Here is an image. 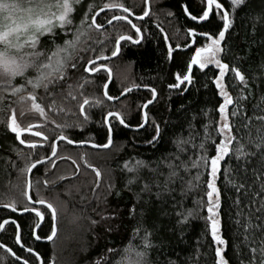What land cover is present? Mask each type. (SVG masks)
Returning a JSON list of instances; mask_svg holds the SVG:
<instances>
[{
  "label": "trees",
  "instance_id": "trees-1",
  "mask_svg": "<svg viewBox=\"0 0 264 264\" xmlns=\"http://www.w3.org/2000/svg\"><path fill=\"white\" fill-rule=\"evenodd\" d=\"M149 1L151 11L146 17L140 14L147 11V0H81L77 5L79 8L81 5L91 4L94 12L96 8L102 9L104 3L114 2L122 3L132 10L125 12L123 9H111L97 16V22L103 23L106 27L102 30L85 31V36L90 37L86 42L96 47V54H109L108 57H111L110 52L114 48L116 37L135 35L132 23L139 26L144 35V39L139 43L122 40L117 58L97 63H106L111 69L113 77L108 85L110 95L120 98L124 87L132 84L139 86L132 88L117 101H109L103 96L102 85L108 77L106 69H99L97 73H86L79 66L74 71L69 69V83L82 82L84 85L82 89L75 90L76 99H65V92L64 95H57L55 104L52 105L50 98L40 91L37 102L45 105V116H41L38 111H32L29 108L31 105L27 107L19 103L17 96L22 95L21 93L0 91V206L15 203L17 207L35 206L43 211L46 205L36 206L30 202L36 204L37 198H47L59 209L66 207L57 225L58 236L50 241L44 238L51 234L47 213L41 220L31 212L20 214L23 212L15 208L13 209L16 212L6 208L0 209V244H7L17 253L15 258L0 246V264H23L20 257L27 259L29 264H38V259H43L45 264H52L53 260L55 264H96L98 257L105 254L109 257L108 264H115L121 250L129 241L133 245L142 246L140 237L143 236V230L138 236H133L132 232L138 222L152 230L151 239L154 243L149 250L150 264H169L173 260L177 264H214L215 245L210 230L206 227V206L200 203V198H206L203 183L206 174L201 177L198 187L182 193L179 190L181 186L170 185L175 190L164 193L161 197L140 192L142 184L139 181L125 187L131 173L122 167V162L137 157L156 161L167 153L174 152V139L180 133L185 137L189 135L188 123L193 115L196 116L195 127L201 136L203 127L209 120L213 121V124L208 126L209 133L217 136L215 132V122L219 120L217 108L223 102L213 79L219 71L214 64L204 69L193 65L191 84H181L178 88L169 87L176 83L177 72L186 73L187 64L194 54L195 47L207 42L204 37L197 34L193 44L190 39L192 34L187 31L189 28H197L198 32L208 29L206 22L193 20L184 11L183 5L187 3L189 10L194 15L197 13L198 8L193 0ZM222 2L229 8L233 17L232 27L226 32L223 42L225 51L221 54V58L230 64L224 82L235 100L242 87L231 72V67L236 66L245 72L251 86L248 97L240 101L244 105L243 108L238 105L228 106L232 133L245 143L246 148L256 151L254 144L249 141L264 136V121L255 118L261 115L260 108H264V101L260 99L264 95V0H245L243 5L236 8H232L228 0ZM113 15L121 17L127 15L129 20H113L111 25H108L106 20ZM73 20L79 25V11L73 14ZM165 34L167 39L164 38ZM169 43L173 45L171 57L167 53ZM186 43L188 47H183ZM176 44L182 47L176 48ZM78 53L85 59L93 55L91 52H85L82 47L78 49ZM151 87L156 89L155 99H152ZM81 92L83 96L103 101L92 107L85 105V111L90 119H85L79 112L78 105L83 102ZM148 100L152 102L144 109L142 105ZM89 104L92 105L93 101L90 100ZM145 110L149 114V123L143 128H135L134 125L142 122V113ZM107 111H120L127 121L125 125H120L117 120L110 118L113 125L111 147L106 150H95L90 147H74L63 140L57 141L58 153L54 158L56 166L52 167L47 162L33 170L30 177L32 180L30 194L36 195L32 201H27L25 193L29 173L21 171L26 167L25 161L50 155V141L60 135L59 126L64 124L73 126L71 130L65 132L71 139L91 140L94 143L90 144L103 146L107 140V131L102 117ZM233 112L236 113L235 116L232 115ZM13 113L21 127L32 128L31 132L23 133L21 138H35L36 131H44L48 140L36 149L20 144L17 134L12 133L8 127ZM248 117L252 119L249 120ZM153 119L160 123L161 137L148 144L146 141L154 134ZM53 120L56 121L55 124L52 123ZM79 125H82V128ZM199 138L198 136L197 139ZM236 143L237 141H233L234 147ZM211 145L212 142L209 141L207 145L209 154H213ZM188 147L191 151V145ZM225 161L221 162V174L217 180L221 188L220 216L222 233L228 241L225 255L229 258L230 264H237L240 259L236 254L239 236L234 231L232 207L235 192L228 190L223 173L228 168L236 173L245 162V158L241 157L238 161L231 155V158L225 157ZM76 164L79 165V172L73 176ZM89 164L99 168L101 172L99 187L95 193L92 188L96 176L94 169L88 167ZM262 164L264 151L257 152L256 156L248 160L250 168L261 169ZM140 174L144 180L152 178L148 169H143ZM44 179L50 181L47 186L37 184L38 180ZM109 184L113 187L109 188ZM133 204L137 206V214L129 215V209ZM182 209L193 210V215L188 221L177 225L176 213ZM112 212H115L116 216L105 215ZM71 217L75 218L73 222L77 227L72 236L67 237L68 246L59 248L58 242L63 237L64 230L69 232ZM17 235L21 238L19 243ZM28 248L35 251L29 253ZM109 248L115 249V253L108 254L106 250ZM35 252L40 253V258L35 256Z\"/></svg>",
  "mask_w": 264,
  "mask_h": 264
},
{
  "label": "snow or ice",
  "instance_id": "snow-or-ice-1",
  "mask_svg": "<svg viewBox=\"0 0 264 264\" xmlns=\"http://www.w3.org/2000/svg\"><path fill=\"white\" fill-rule=\"evenodd\" d=\"M198 6V11L194 15L189 10V5H183L184 11L193 20L206 22L208 29L198 32L197 28H189L187 31L191 35V42L195 43L196 35L205 38L206 43L195 47L194 54L191 56L187 64V71L184 74L177 72L175 74L176 83L169 85L170 88H178L181 84H191L193 80L192 67L198 65L200 69H204L211 64L219 70L218 75L213 77L215 86L218 89L219 95L223 97V102L218 105L217 112L219 120L215 122V132L217 136H212L209 133L208 126L213 124L212 120L208 121L203 127V134L195 127L196 116L193 115L192 120L189 121V135L183 136L182 133L177 134L173 143L175 144V151L167 153L158 158L156 161H147L142 158H130L122 162V167L131 175L129 176L125 187H129L139 181L142 184L140 192L154 194L161 197L164 193H170L175 189L170 185H179L180 191L186 192L189 189L199 186L201 177L206 174V179L203 183L206 188V198H200V203L206 206L207 216L206 227L210 230V236L214 243V264H230L229 258L225 255L228 247V241L222 233V221L220 216L221 208V188L217 184V180L221 174V162L225 161V157L231 158L234 155L238 161L241 157L245 158V162L240 165L236 173L228 168L224 173L225 184L228 190H234L235 195L232 197V207L234 208V231L239 236L237 243V255L240 257L237 264H264V164L261 169L256 167H248V160L257 155V152L264 151V136L257 138L253 143L256 151L251 148H246L245 143L238 140L232 133V124L228 113V106L233 105L243 108L244 105L240 102L241 99H246L251 92L248 78L245 72L241 71L240 67L232 66L231 72L234 74L235 80L239 81L242 87L239 89L238 97L234 100L231 93L227 90L224 82V77L230 70V64L221 58L224 53L223 42L225 40L226 32L232 27L233 17L229 8L225 7L222 0H193ZM232 8H236L245 3V0H228ZM80 0H26L22 5L20 0H0V85H4L0 91L11 93H23L20 95L21 100L31 101L32 108L36 109L41 116H45L46 107L44 104L37 102L40 91L42 90L47 95L51 104H55V97L57 95H64L65 99H76L74 94L76 89H82V82L69 83L70 75L69 69L77 70L78 66L82 67L86 73H97L99 69H106L108 77L102 85L103 96L109 101L118 100L119 97L112 96L108 92V83L111 80V69L106 63L97 64L96 61L107 60L109 54H96V47L93 44H88L86 41L90 37L85 36L86 30H102L103 23L97 22V15L103 9H123L125 12H131L130 8H126L122 3H104L103 9L96 8L93 12L91 4L81 5ZM80 13L79 25H76L73 20V14ZM135 16L136 14L133 13ZM141 16L148 15V11H142ZM123 19L129 20L127 15L117 16L113 15L106 20L108 25H111L113 20ZM135 29V35H119L114 39V48L110 52V56L115 57L120 52V42L122 40L134 41L139 43L144 39L141 28L135 23L131 24ZM167 39V35L164 36ZM59 41V43H58ZM99 43V42H95ZM83 48L85 52H91L93 55L85 59L84 56L79 55L78 49ZM176 48L182 47L180 44L175 45ZM183 47H188L186 43ZM173 45L168 44V56H172ZM83 61V63H81ZM139 87L132 84L124 87L120 95L129 93L132 88ZM143 87H150L143 85ZM247 89V91H246ZM152 99L156 98V89L150 88ZM83 102L79 103L78 109L83 114L85 119H90L88 113L85 111V105L90 107L103 103L99 98L83 96ZM264 101V95L260 97ZM90 100L93 104L90 105ZM152 100L145 101L142 107L147 108ZM257 107H260L257 105ZM261 115L255 118L264 121V108H260ZM207 113H205L206 115ZM236 115L235 112L232 113ZM118 121L120 125L127 123L125 116L120 111H107L102 119L106 126L107 140L103 147L112 144V129L113 125L111 119ZM249 120L252 117H248ZM56 123L55 120L52 121ZM149 123V114L145 110L142 113V122L134 125L135 128H143ZM154 134L151 139L146 141L152 144L161 137V126L158 121L152 120ZM12 133L17 134L20 144L28 145L32 149L42 146L45 140H48L44 131H36L35 138H20V133L31 132L32 128L21 127L16 120L13 113L11 121L8 124ZM61 128L60 135L56 136L54 140L50 141V155L40 156L35 160L29 159L25 161V169L27 173H32L38 165H42L47 161L52 167H55V159L57 157V141H66L72 144H89L94 143L91 140L71 139L69 135L65 134L66 130H71L73 127L70 124L59 126ZM82 128V125H79ZM247 127V125H245ZM200 137L197 139V137ZM43 138V139H38ZM212 142V153L209 154L208 143ZM233 141H237L236 146H233ZM191 145V151L189 149ZM71 159V157H68ZM87 164V161H84ZM226 163V161H225ZM88 167L93 168L96 176L95 184L92 188L95 193L96 188L99 187V178L101 172L99 168L89 164ZM148 169L151 174V179L144 180L141 176V171ZM195 169V174L193 170ZM79 172V165L76 164V172L72 173L75 176ZM251 173V176H249ZM189 177L185 179V177ZM238 178H235L237 177ZM233 177V178H230ZM64 179V177H61ZM42 183L47 186L50 181L44 179L37 181L39 185ZM29 189L32 187V180L27 181ZM109 188L113 185L109 184ZM153 189L155 192L153 193ZM27 201H32L36 193H25ZM139 199V194H138ZM36 204L41 206L46 205L42 211L40 207H25L23 205L17 207L15 203H9L8 208H15L21 212H31L36 214L38 219L43 220L47 213V218L50 220V235L44 238L52 240L57 236L58 223L60 216L64 209H59L47 198H37ZM141 214L143 209L140 210ZM259 213V215H256ZM137 214V206L133 204L129 209V215ZM116 216L115 212L105 214ZM177 225L188 221L193 215V210L182 209L176 213ZM96 223V221H92ZM17 227H19L17 225ZM143 230V236L140 237L141 245H133L131 241L121 250L119 259L115 264H150L149 250L154 241L151 239L152 230L147 228L142 222H138L137 227L133 228V236H138ZM182 236L183 233L181 232ZM18 242H21L19 235L16 236ZM0 246L7 249L13 256L17 253L13 251L7 244H0ZM29 253L34 252L32 248L27 249ZM108 254L115 253V249L109 248L106 250ZM199 254L197 250V255ZM35 256L40 258V253L35 252ZM23 264H29V261L24 257H20ZM108 255H101L98 257L96 264H108ZM38 264H45L43 259H38ZM52 264H55L54 260ZM169 264H177L176 261H170Z\"/></svg>",
  "mask_w": 264,
  "mask_h": 264
},
{
  "label": "rangeland",
  "instance_id": "rangeland-1",
  "mask_svg": "<svg viewBox=\"0 0 264 264\" xmlns=\"http://www.w3.org/2000/svg\"><path fill=\"white\" fill-rule=\"evenodd\" d=\"M81 1V0H80ZM85 1H87V0H85ZM20 2L22 3V5L23 4H25L26 3V0H20ZM195 5H196V7L198 8V6H197V4L195 3ZM103 9V8H102ZM146 9H147V11H148V9H149V12H148V15L150 14V11H151V8H150V1H149V6H147L146 7ZM104 10V9H103ZM103 13V12H102ZM101 13V14H102ZM100 15V14H99ZM98 16V15H97ZM144 18V17H143ZM104 27H106V26H104ZM112 57V56H111ZM211 65H213V64H211ZM210 66V65H209ZM111 77H113V74H112V72H111ZM109 85V84H108ZM1 86V85H0ZM2 88H4V87H1L0 89H2ZM22 95H23V93H21ZM17 98L19 99H17L18 101H19V103H22V104H24V105H27V107H29V105H31L30 103H31V101H30V99L29 100H21L20 99V96L18 97L17 96ZM16 100V101H17ZM32 111H37L36 109H34V108H32V106L31 107H29ZM57 153H58V147H57ZM31 203V205H33V203L32 202H30ZM70 220V222H69V225H70V229H69V232H67L66 230H64V233H63V237L59 240V242H58V247L59 248H64V247H67L68 246V242H67V237L68 236H72L71 234H72V232L73 231H75V227H77V226H75V224H74V222L73 221H75V218H70L69 219ZM67 229V230H68ZM58 232L59 231H57V236H58ZM56 236V237H57ZM56 237H54L53 238V240L56 238Z\"/></svg>",
  "mask_w": 264,
  "mask_h": 264
},
{
  "label": "water",
  "instance_id": "water-1",
  "mask_svg": "<svg viewBox=\"0 0 264 264\" xmlns=\"http://www.w3.org/2000/svg\"><path fill=\"white\" fill-rule=\"evenodd\" d=\"M147 6H149V0H147ZM109 9H104L102 12H106V11H108ZM102 12H100L99 14H101ZM148 12H149V9H148ZM98 14V15H99ZM131 14V13H130ZM147 16V15H146ZM145 16V17H146ZM120 53V52H119ZM119 53L117 54V56H115V57H108V59L107 60H100V61H96V62H104V61H109V60H113V59H115V58H117L118 57V55H119ZM112 81V77H111V80H110V82ZM109 82V83H110ZM108 83V84H109ZM123 96V95H122ZM121 96V97H122ZM120 97V98H121ZM119 98V99H120ZM114 101H117V100H114ZM149 105V104H148ZM23 133H20L19 134V136H20V138H21V135H22ZM62 141V140H61ZM59 142V141H58ZM58 142H56V144H57V147H58ZM70 143V142H69ZM72 146H74V147H79V148H83V147H90V148H93V149H95V150H106V149H108V148H110L111 147V145H108L107 147H103V146H98V145H96V144H72V143H70ZM45 163H47V161H44L43 162V164H45ZM39 166V165H38ZM37 166V167H38ZM34 170V169H33ZM31 174L32 173H29L28 174V179L31 177ZM27 193L28 194H30V189H29V187L27 188ZM33 205H36V206H38L39 204H33ZM2 208H6V209H10V210H12V211H14V212H16L13 208H8L7 206H0V209H2ZM24 213H26V212H23V213H20V214H24ZM48 241H50V240H48ZM48 241H46V242H48ZM19 243V242H18ZM4 248V247H3ZM5 249V248H4ZM7 250V249H6ZM10 253V252H9ZM12 255V254H11ZM13 256V255H12ZM13 257H15L16 258V256H13ZM22 262V261H21Z\"/></svg>",
  "mask_w": 264,
  "mask_h": 264
},
{
  "label": "bare ground",
  "instance_id": "bare-ground-1",
  "mask_svg": "<svg viewBox=\"0 0 264 264\" xmlns=\"http://www.w3.org/2000/svg\"><path fill=\"white\" fill-rule=\"evenodd\" d=\"M96 63H98V62H96Z\"/></svg>",
  "mask_w": 264,
  "mask_h": 264
}]
</instances>
